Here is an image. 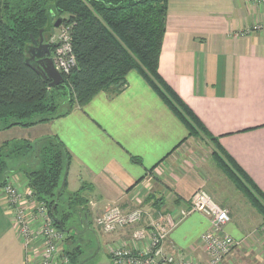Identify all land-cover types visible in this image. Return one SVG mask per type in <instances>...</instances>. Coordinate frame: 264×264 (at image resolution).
I'll list each match as a JSON object with an SVG mask.
<instances>
[{
    "label": "crops",
    "instance_id": "1",
    "mask_svg": "<svg viewBox=\"0 0 264 264\" xmlns=\"http://www.w3.org/2000/svg\"><path fill=\"white\" fill-rule=\"evenodd\" d=\"M256 24L263 28L244 33ZM159 73L264 193V0H170ZM126 81L119 93L100 91L52 121L0 130V146L12 139L59 137L72 156L67 188L72 193L85 186L89 202L80 213L87 224L113 205L143 210L141 222L103 232L109 235L110 258L112 248L135 247L133 232L161 212L176 216L199 189L229 211L225 230L242 250L264 256L263 240L257 239L263 216L216 164L212 142L190 136L137 71ZM26 130L29 137L20 135ZM17 172L9 173V181L28 189ZM15 222L0 188V264H26ZM209 227V218L194 212L170 232L165 247L178 256L204 259L201 236ZM182 241L190 250L177 248ZM226 263L234 264L233 258Z\"/></svg>",
    "mask_w": 264,
    "mask_h": 264
},
{
    "label": "trees",
    "instance_id": "2",
    "mask_svg": "<svg viewBox=\"0 0 264 264\" xmlns=\"http://www.w3.org/2000/svg\"><path fill=\"white\" fill-rule=\"evenodd\" d=\"M170 0H0V130L15 126L32 127L64 116L83 107L103 90L120 92L130 71L136 70L158 93L188 129L190 136L202 135L216 149V164L247 196L252 206L264 214V193L247 173L223 150L216 138L159 73L162 43ZM58 18L71 35L76 65L64 82L49 87L26 60L33 39L50 33ZM56 30V29H55ZM51 44V51L55 44ZM52 54V53H51ZM65 86L66 92H60ZM68 101L69 108L59 111ZM30 151L37 168L27 170L28 188L37 201H44L52 219L67 188V171L71 153L57 136L38 140L12 139L0 146V188L9 182V172L18 169ZM134 161L140 159L133 157ZM14 163V169L11 167ZM85 186L72 192L70 207L88 204ZM157 203V201H155ZM80 210V209H79ZM71 212L55 222L63 232ZM70 264L78 260L79 246L65 249Z\"/></svg>",
    "mask_w": 264,
    "mask_h": 264
},
{
    "label": "built area",
    "instance_id": "3",
    "mask_svg": "<svg viewBox=\"0 0 264 264\" xmlns=\"http://www.w3.org/2000/svg\"><path fill=\"white\" fill-rule=\"evenodd\" d=\"M262 28V25H254L244 33ZM50 42L55 44L51 55L56 69L62 75L69 74L76 65L69 30L64 26L56 29ZM13 184V181H9L3 189L7 204L15 215L25 249L26 264H70L64 252L65 232L55 225L48 205L44 201H37L29 188L22 193ZM194 212L203 213L210 221L209 229L201 236L204 259L178 256L165 247L170 232ZM143 219L144 212L141 209L124 210L119 205H113L97 216L95 223L102 232L112 233ZM230 221L229 211L221 207L206 190L199 189L194 192L186 208L179 209L176 216L171 212H161L158 219L146 227L136 229L132 235L135 247L122 245L112 248V264H223L240 245L225 230ZM33 251L35 256L32 255Z\"/></svg>",
    "mask_w": 264,
    "mask_h": 264
},
{
    "label": "rangeland",
    "instance_id": "4",
    "mask_svg": "<svg viewBox=\"0 0 264 264\" xmlns=\"http://www.w3.org/2000/svg\"><path fill=\"white\" fill-rule=\"evenodd\" d=\"M256 25L258 26L259 24H256ZM60 27H61V25H60ZM60 27H58V28H60ZM58 28H56V29H58ZM126 84L127 83H125L121 87L120 91H122V89H124L126 87ZM60 92H66V96H69V88L67 86H65L63 89H61ZM68 108H69L68 101H64L61 104L59 111L63 112L65 110H67ZM29 133L30 132L26 130L25 132H23V131L20 132V135L29 137ZM197 137L201 138L202 135H199ZM213 146H214V144H213ZM214 148H215V146H214ZM27 158H29V159H27ZM26 159L27 160L23 161L22 165L18 168V172H17V175L20 174L21 176L24 177L23 180L26 178L25 173L27 172V170H30L33 168L35 169L38 166V164H34V165L30 164L31 161H34L33 151H30L28 153ZM14 167L15 166L13 163V166L11 168L14 169ZM13 171H17V169H15ZM227 178L230 179L228 176H227ZM13 182H14L13 185L17 190H19L22 193L26 192V189H24L22 187V185L19 184L20 181L15 182L13 180ZM1 189L4 191L3 188H1ZM239 191H240L241 195L242 194L244 195V193L241 190H239ZM70 195H71V192L69 191L68 188H66V190L64 191V193L62 195V198L60 199L58 212L56 213L57 218H63L64 212H66V211L71 212V215L65 220L66 232L64 235L65 240H64L63 244H65L67 242L66 247L69 250L73 249L74 247L79 246L82 250V253H78L77 259L83 260L84 264H110L111 258L109 257L107 250H106V246H107L106 245V238L109 237V235H104V233L96 226V223L92 220L91 217L89 218L90 224H87L88 223L87 220H85V218L84 219L82 218V215H81L80 210H79L80 205H78V203H74L70 207V205H69ZM244 196L247 198L246 195H244ZM8 199H9V203H10V198L8 197ZM248 201H249V199H248ZM262 202L264 203V201H262ZM260 214L263 216V221H262V225L260 228L259 235L257 236V239H260L261 242L263 240V246H260V249L262 248L264 251V248H263L264 247V214H262V213H260ZM237 241H239V240H237ZM176 245H177V248H179L182 251L190 250L186 246L185 241L178 242V244H176ZM241 246H242V244L240 242V245L235 249V251L228 258H226L224 260L223 264H225V262H227L229 259L231 260L232 258H233L234 264H264V256L262 254L257 255V257H255L254 254L247 255L246 252L242 250L243 247H241ZM66 247H65V249H66Z\"/></svg>",
    "mask_w": 264,
    "mask_h": 264
},
{
    "label": "water",
    "instance_id": "5",
    "mask_svg": "<svg viewBox=\"0 0 264 264\" xmlns=\"http://www.w3.org/2000/svg\"><path fill=\"white\" fill-rule=\"evenodd\" d=\"M62 22L63 19L58 18L52 32L60 27ZM51 38L52 34L41 31L39 40L33 39V44L29 46L28 53L30 56L26 60L43 79L49 81L50 88L62 84L65 80L64 76L56 69L51 56ZM54 221L61 225L57 218H54Z\"/></svg>",
    "mask_w": 264,
    "mask_h": 264
},
{
    "label": "flooded vegetation",
    "instance_id": "6",
    "mask_svg": "<svg viewBox=\"0 0 264 264\" xmlns=\"http://www.w3.org/2000/svg\"><path fill=\"white\" fill-rule=\"evenodd\" d=\"M51 53H52V51H51Z\"/></svg>",
    "mask_w": 264,
    "mask_h": 264
}]
</instances>
